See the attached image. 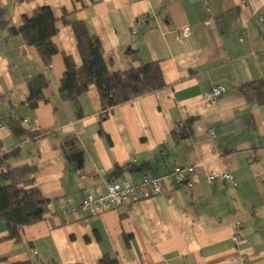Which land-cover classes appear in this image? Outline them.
Masks as SVG:
<instances>
[{
    "label": "crops",
    "instance_id": "1",
    "mask_svg": "<svg viewBox=\"0 0 264 264\" xmlns=\"http://www.w3.org/2000/svg\"><path fill=\"white\" fill-rule=\"evenodd\" d=\"M41 6L56 19L83 22L110 73L157 62L166 86L100 122L99 94L90 85L78 98V117L77 105L58 96L64 56L82 63L71 27L57 23L59 52L47 70L35 48L0 27V158L19 148L6 164L36 166L35 184L49 200L42 220L21 229L19 243L5 238L0 221V259L264 264V0H0L15 28ZM184 27L188 37L178 33ZM40 74L52 96L34 109L21 106L26 79ZM217 85L225 92L210 104ZM11 117L31 137L14 135ZM178 125L184 131L175 138ZM175 167L184 183L176 182ZM223 173L233 182H208ZM146 175L160 179L154 197L99 215L62 206Z\"/></svg>",
    "mask_w": 264,
    "mask_h": 264
},
{
    "label": "trees",
    "instance_id": "2",
    "mask_svg": "<svg viewBox=\"0 0 264 264\" xmlns=\"http://www.w3.org/2000/svg\"><path fill=\"white\" fill-rule=\"evenodd\" d=\"M71 27L81 65L76 66L71 58L64 56L65 71L59 81L58 96L61 101L73 102L77 105V116L82 117L78 98L90 85L97 88L101 111L100 122L104 121L110 111L138 97L159 91L166 86L157 62L141 64L124 72L108 71L104 61V52L99 40L89 34L81 21H72L68 14H62L56 19L47 6L36 8L30 17H24L19 28L9 26L4 9L0 8V27L8 29V35H19L27 46L35 48L46 70L51 67L52 58L59 52L53 41L58 32L57 23ZM27 97L21 103L29 109H34L40 102H45L52 96L45 75H37L26 79ZM264 84L259 83V86ZM246 93V88L243 89ZM188 126L190 122H187ZM7 127L16 136L28 135V129L22 121L11 117ZM179 125L172 131L173 137H179L183 132ZM38 133L33 136H42ZM19 148H13L0 158V221L7 227L6 239L15 243L21 242V229L24 226L42 220L47 212L49 200L44 198L35 184L37 168L34 165H23L11 168L6 160L19 155ZM9 182L8 184H5ZM0 264H46L45 261L34 258L33 261L8 262L0 259ZM99 264H117L115 259L104 257Z\"/></svg>",
    "mask_w": 264,
    "mask_h": 264
},
{
    "label": "built area",
    "instance_id": "3",
    "mask_svg": "<svg viewBox=\"0 0 264 264\" xmlns=\"http://www.w3.org/2000/svg\"><path fill=\"white\" fill-rule=\"evenodd\" d=\"M209 24V21L205 22ZM181 36L188 37L191 34L190 27H184L178 30ZM225 89L221 85L213 86L210 88L207 94V101L210 104L216 103L219 98L224 94ZM26 122V121H25ZM0 124V128H1ZM213 135V132H210ZM191 168H187V172H191ZM173 175L178 184L185 182L184 171L175 167L173 169ZM215 178L233 182V178L230 174H210L207 178L208 182L212 183ZM162 191V186L159 178L144 176L142 181L138 184H131L127 181L112 182L106 186L104 193L97 196L93 194H87L84 199L76 204L71 200H67L63 203V207L73 209L77 206L81 207L89 215H99L104 212L124 208L127 205H131L142 200L154 197Z\"/></svg>",
    "mask_w": 264,
    "mask_h": 264
}]
</instances>
